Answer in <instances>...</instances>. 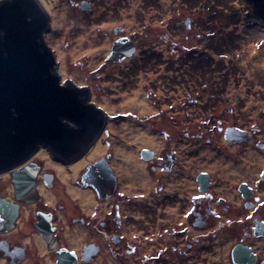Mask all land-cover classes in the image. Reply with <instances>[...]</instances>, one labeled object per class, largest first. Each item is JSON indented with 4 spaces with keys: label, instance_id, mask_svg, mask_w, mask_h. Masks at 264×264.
<instances>
[{
    "label": "flooded vegetation",
    "instance_id": "flooded-vegetation-1",
    "mask_svg": "<svg viewBox=\"0 0 264 264\" xmlns=\"http://www.w3.org/2000/svg\"><path fill=\"white\" fill-rule=\"evenodd\" d=\"M129 1L136 0H83L89 6L83 15L94 13L96 4L112 3L118 10L120 3L124 7ZM138 1L143 8L149 2ZM202 1L180 0V8L199 11ZM211 3L206 4L209 13L217 1ZM115 12L110 15L119 18ZM209 16L213 20L217 15ZM197 21L184 20L185 30H197ZM50 34L49 17L46 44ZM141 34L113 29L110 50L125 38L132 39L135 50L121 63L105 60L116 66L131 62L122 76L135 91L129 141L91 103L92 90L99 86L61 80L57 65L59 85L83 90L87 104L105 114V123L76 161L39 147L0 173L6 182L0 186V264H264L262 114L250 116L252 110L243 107L240 95L233 98L225 92L228 80L211 84L207 73L214 61H204L207 70L199 68L204 64L200 60L187 61L183 67L188 79L165 74L161 68L181 59L152 58L155 44L145 42L147 34ZM171 46L165 50L176 53L186 44ZM196 46L201 44L189 48ZM200 72L205 74L202 79ZM204 85L210 91L203 92ZM227 131L234 138L227 139ZM11 173L25 176L15 186Z\"/></svg>",
    "mask_w": 264,
    "mask_h": 264
},
{
    "label": "rangeland",
    "instance_id": "rangeland-1",
    "mask_svg": "<svg viewBox=\"0 0 264 264\" xmlns=\"http://www.w3.org/2000/svg\"><path fill=\"white\" fill-rule=\"evenodd\" d=\"M43 1L53 17L50 37L59 51L62 80L71 79L87 85L90 83L91 87L99 86V90H92L91 100L107 108V117L111 120L109 122L121 128L122 139H131L132 108H135L132 99L135 91L132 89L133 85L122 78L131 62L128 60L123 66H116L108 65L105 61L110 53L108 42L110 38H114L112 32L116 28L124 29L127 34L140 32L142 37L147 34L145 42L155 44L157 49L153 52L154 59H181L179 63L161 68V71L165 68V74L169 76L182 75V78L186 76L188 79L184 72L186 67H183L187 61L200 60L204 64L199 68L206 70L208 65L204 61H214L216 65L212 67L209 64L210 74L207 73L211 84L216 85L222 78L228 80L224 91L232 94L233 98L240 95L246 102L243 107L252 110L250 116L258 117L261 113L260 117L264 120V0H213L217 1L211 9L213 14L209 13L206 6L212 4V0L202 1L199 11L180 8L183 6L180 0H148L146 8L136 0L125 3L124 7L120 3L118 10L112 3L96 4L91 15H83L86 11L80 10L83 0ZM105 11L107 13L104 15ZM111 11H116L119 18L110 15ZM215 14L216 18L211 20L209 15ZM87 17L89 20L86 21ZM187 18L192 19V22L198 19L197 30L192 29L193 26L190 30H185L184 20ZM173 28L178 30H172ZM198 29L200 33L197 32ZM209 31L213 35L207 34ZM68 34L69 41L65 44L64 38ZM56 35L57 39L53 37ZM208 43H219L220 51L216 53L215 50H204L206 48L202 45ZM182 44H186V47L176 53L165 50L166 45ZM200 44V47L196 46L192 50L189 48V45ZM192 55L194 56L190 57ZM182 69L183 73H180ZM204 75L201 72L197 74L200 79ZM154 77L152 75L151 78ZM196 81L197 85L201 83L197 79ZM143 83L141 81L140 86ZM202 89L203 92H208L211 88L204 85ZM140 93L144 95L145 91ZM233 101L236 102L235 99ZM145 103L143 101V107ZM99 148L98 142L94 154ZM38 155L45 153L39 152ZM92 155L93 153L89 157ZM3 185L6 182L2 178L0 186Z\"/></svg>",
    "mask_w": 264,
    "mask_h": 264
},
{
    "label": "water",
    "instance_id": "water-1",
    "mask_svg": "<svg viewBox=\"0 0 264 264\" xmlns=\"http://www.w3.org/2000/svg\"><path fill=\"white\" fill-rule=\"evenodd\" d=\"M86 7L82 2L79 8L87 11ZM48 15L52 30L53 17L43 0H0V173L11 170L39 147L54 157L76 161L105 123V114L99 109L107 114V108L92 100L99 109L87 104L83 90L59 85V51L50 35L47 44L43 37L49 29ZM134 50L132 39H119L106 61L121 63ZM225 136L234 138L231 131ZM24 176L11 173V181L16 186Z\"/></svg>",
    "mask_w": 264,
    "mask_h": 264
},
{
    "label": "trees",
    "instance_id": "trees-1",
    "mask_svg": "<svg viewBox=\"0 0 264 264\" xmlns=\"http://www.w3.org/2000/svg\"><path fill=\"white\" fill-rule=\"evenodd\" d=\"M223 9V8H222ZM227 10H225V12H226ZM215 34V33H214ZM209 43H211V41H209ZM221 45L218 43V47H216V49H215V51L214 52H218V51H220V49H219V47H220ZM213 52V51H212ZM211 58V57H210Z\"/></svg>",
    "mask_w": 264,
    "mask_h": 264
},
{
    "label": "snow or ice",
    "instance_id": "snow-or-ice-1",
    "mask_svg": "<svg viewBox=\"0 0 264 264\" xmlns=\"http://www.w3.org/2000/svg\"><path fill=\"white\" fill-rule=\"evenodd\" d=\"M74 255V254H73Z\"/></svg>",
    "mask_w": 264,
    "mask_h": 264
}]
</instances>
